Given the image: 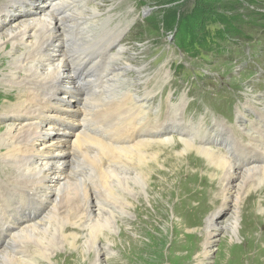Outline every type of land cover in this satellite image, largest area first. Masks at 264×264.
I'll return each instance as SVG.
<instances>
[{
  "label": "rangeland",
  "instance_id": "rangeland-1",
  "mask_svg": "<svg viewBox=\"0 0 264 264\" xmlns=\"http://www.w3.org/2000/svg\"><path fill=\"white\" fill-rule=\"evenodd\" d=\"M225 1L227 0H216L215 5L219 6V4L221 5ZM238 1L241 8L235 13L221 11L223 13L222 18L214 13H209L205 18V20H208L205 24L204 32L200 33L198 31L197 33L200 34L196 35L197 39H191L192 31L189 30L190 28L183 31H176L175 29L174 33V29L170 31L162 23L164 16L176 9L179 12L180 18L186 16L193 9L195 5L194 0H90V2H86L83 9L79 8V10H85L89 7H96L100 9L101 19H107V17L113 18V22L102 25L103 28L107 27L106 33L110 36L112 32L108 31V29L115 27L120 21L123 23V31L117 39L119 49L111 51L110 54L113 55L122 51L124 61L128 65L132 64V71H127L124 78L133 84L134 98L141 97L144 92L142 87L151 81L150 84L146 85V88L155 91L158 96L149 101L150 110L157 109L156 104L161 101L162 96L161 112H166L165 103L168 100L165 96L170 91L169 83L171 85L175 84V88L177 89L173 99L178 98L182 91H195L191 84V76H193L192 72H194V77L196 76L200 89H196L192 95H187L189 98L187 102H190V104L184 110L183 121L186 125L196 128L197 131L191 134L185 133V136L184 132H182L183 130H181L174 135L175 137L171 145L167 144L157 147H153L152 145L153 152L159 154V163L154 164L151 161L152 164L150 162L148 171L151 172L149 173L150 180L141 176L135 179L136 183L130 182L127 187L123 173L122 177H119L120 181H114V190H111L104 185L100 186L95 175H91L89 187H87V184L84 187V189H88L86 193H84V189L77 186L74 187L73 192L70 191V194L68 193V197L62 196V199H64V209L75 211L76 208H79L81 214L84 213L85 209L87 212V200L89 197H93V192L99 193L101 198L108 202L104 204L105 206L107 205L104 208L105 211L100 214L101 217L105 216V218H103L104 220H100L99 227H94L93 224H90L91 228L88 227L85 233H80L78 229L74 230V228L67 227V225L64 226L67 228L64 235L66 233V235L71 234L79 238V241L73 244L75 250L85 240L86 245L84 250L87 252L84 254L77 250V252L71 251L73 246L66 245L65 248L54 252V255L51 257L53 264H196L197 259L202 253L204 244L207 242L209 243L211 252L207 257L209 259L205 260L202 264H239V262L240 264H264V183H259V188L255 193H249L251 195L248 196V202L242 203L240 205L241 210L239 208L238 211L239 203L246 195L241 194V196H237L238 190L234 183L225 185L226 183H222L219 179L212 178L213 170L205 166L206 160L203 157L195 156L196 158L190 159V156L178 155L180 149V145L177 142L179 135L181 138L190 137L191 140H197L198 136L201 139L206 133L211 122L214 124L218 122V126L224 124L221 115L217 113L216 107L212 108V101L208 100L207 94L215 96L219 100L216 104L220 106L225 103V97L226 100L229 99L227 94L233 89L240 99L241 97L243 98V100L241 99L242 104L247 100L246 105L251 101L248 105L257 107L256 105L259 104H256V100L259 97H262L264 101V0ZM7 2L8 0H0V7L5 6ZM35 2H38L40 6L44 5L42 7L43 10L45 9V4L47 6V0H40V2L36 0ZM29 8L27 7L25 10L29 12ZM30 9L37 11V7L34 5H31ZM203 9L205 12L211 8L203 7ZM35 11H30V15L32 16ZM14 12L17 17H12L15 20L11 23H20L29 16H26L23 10H20L18 7ZM224 15L227 18L224 19ZM90 17L93 20L96 19V16ZM227 20L233 23L241 34L246 36L241 37L240 35L236 38L238 44L242 43L241 47H237L242 52L240 54L235 51V53L230 55V52L226 51L228 47L233 49V46H235L231 40H227V43L218 40L220 50L214 48L216 46V38L218 37L214 32H222L227 24ZM96 23V25L102 24L99 21ZM126 25L129 26L124 30ZM95 27L92 28V31L96 30L97 27ZM100 30L93 32L91 35L99 33ZM205 32H207V35H205ZM91 37L94 38L92 40V43H94L97 40L96 36ZM104 37L106 38V35ZM78 39L83 42L80 34ZM27 41H30V39L27 38ZM69 41L71 43V39ZM7 46L5 48L6 43H4L0 47V135L6 130L8 125L13 123L4 119V116L6 117V113L8 112L5 111L4 107H6L5 105L15 103L12 101L16 100L15 96L18 92L14 87L16 83L9 80L5 81L6 78H4L7 73L13 72L12 70L16 66L12 57L11 45L7 44ZM180 46L182 49L190 51L193 55H186V52L181 50ZM177 47L180 48L179 51ZM26 49H28L27 45H20L17 49L19 51L16 52L15 56L21 55ZM47 50L53 51L54 49L52 50V47H48ZM234 55L237 57L235 60L232 59ZM199 56L202 59H198ZM243 61L246 63L243 64ZM181 63L187 70L181 69L183 68L180 67ZM101 68L104 69L102 66ZM90 69L92 80L90 79V82L86 79V82L97 83L99 81L100 68L91 63ZM67 71L66 74L68 73ZM76 78L77 82L82 84V77ZM145 79L149 80L145 83ZM142 81L143 84L140 86ZM90 83L84 84L83 88L86 89ZM66 88L69 87L66 86ZM136 88L138 89L137 93H135ZM94 92L96 95V88L90 89L89 95L91 94L92 96ZM63 95L62 97L70 101L68 94ZM242 95L246 96L247 99ZM7 97H10L11 100ZM91 103L97 105L100 104V100L94 97ZM192 104L194 105L191 109ZM242 104L241 108L245 107ZM226 105V103L223 105L222 111L227 110ZM235 106L237 107L238 104L236 103ZM59 108H61L60 110H67V112L72 110L74 113H77V107L76 104H73V101L70 107L59 102ZM258 108L256 111L249 113L254 120H257L258 111H261L259 114L264 116L263 108L261 106ZM53 110L52 107L48 113L51 114ZM55 115H57L58 121L54 123L56 130H60V132L66 130L64 131L66 132L65 134H61L70 136L71 128L74 127L73 125L79 124V121L77 119L70 120V126H61L57 124L65 123L66 121L59 120V117L62 118L63 116H60L58 112ZM93 116L92 118L95 122H99L102 117L98 116L96 118V114L94 113ZM103 116L106 119L113 118L117 120L116 113H113V111ZM150 118L152 119L153 126L155 121H153L152 117ZM161 119H163V115ZM229 126L233 130L234 135L246 144L248 136L245 133L239 132L236 127ZM247 126L250 127L249 123ZM103 127H106V125L104 124ZM94 128L95 125L92 122L91 129L96 133L97 131L95 130L99 128ZM213 129L214 125L213 127L211 126V132ZM243 131H247V128L244 127ZM52 136L61 135L53 133ZM224 138L225 135L223 138H218V144L215 146L214 144H209V146L216 151L219 150L218 152H223V149L227 148V142L223 140ZM1 149L3 147L0 145ZM231 149H234V147H231ZM197 157L198 160H196ZM89 161L90 155L88 154L86 155V159L81 161L84 164H81L80 167L88 169L87 165ZM3 164L0 161V181H3V177H7L13 173L7 167L11 164L5 161ZM162 164L164 169L161 167ZM159 169L160 171L156 172ZM11 178L13 179V177ZM184 179L189 180L185 182ZM231 181L238 182V180L234 179ZM222 187H225L224 192L227 195L225 199L224 195L220 193ZM197 191L203 193L205 197L198 205L196 204ZM237 197H240L238 201H236ZM96 201L101 200L96 198ZM177 202L179 205L176 204ZM48 206L49 204L47 203L45 210ZM193 206L194 209L192 208ZM259 207L261 208L259 209ZM112 211L114 214L108 217L107 215ZM188 211L190 212L187 213ZM86 212L84 213L85 215ZM62 216L64 217L65 215ZM119 216L121 218H118ZM235 216V230L232 232L230 230ZM95 219L96 217H94ZM246 219L248 220L247 222L244 221ZM211 224L213 225L212 227H210ZM15 230L16 228L11 230L10 233ZM83 235H85V239L81 240ZM7 239L8 235L5 239L6 242ZM244 239H246L245 244H243ZM95 246L101 249L109 248L111 255L105 257L103 255L105 253L104 249L102 253L96 256L93 253ZM31 248H34V246L31 245ZM246 251H249L250 259H246ZM27 253L30 255L31 250Z\"/></svg>",
  "mask_w": 264,
  "mask_h": 264
},
{
  "label": "bare ground",
  "instance_id": "bare-ground-1",
  "mask_svg": "<svg viewBox=\"0 0 264 264\" xmlns=\"http://www.w3.org/2000/svg\"><path fill=\"white\" fill-rule=\"evenodd\" d=\"M35 1L13 0L11 2L8 0L7 5L0 7V47L4 43H6L5 48L8 47L7 44L11 45L13 61L16 63L13 72L7 73L4 78H6L5 81L15 82L14 87L18 90L15 96L16 100L12 101L15 103L4 107L5 111L9 112L6 113V117L3 115L4 119L13 123L8 125L0 135V145L3 147L0 150V161L2 164L4 161L11 164L7 167L13 171L7 177H3V181H0V264H53L51 257L55 251L65 248L66 245L73 246L79 241V238L74 235H66L65 233V236L64 232L67 231V228L64 226L67 225L74 230L78 229L80 233H85L90 224L99 227L100 220L105 218V216L101 217L100 214L105 211L104 208L107 205L104 204L108 202L102 199L99 193L93 192V197L88 196L87 212L86 209L84 210L85 215L80 213L79 208H76L75 211L64 209V199L62 198L68 197L69 192H73L74 187L78 186L84 189L86 184L89 187L91 175H95L100 186L104 185L111 190H114V181H120L119 177H122L123 173L127 187L130 182L136 183L135 179L141 176L150 180L149 173L151 172H148L150 162L159 163V154L153 152V147L171 145L173 142L172 137L153 139L154 137L159 138L160 134L150 131V124L142 117L145 113V101L134 98L133 84L124 78L127 71H132L133 66L124 61L122 51L107 57L106 61L108 64L111 63V66L106 67L107 70L102 76L105 81L100 92L102 95L101 113L102 115H106L110 111L116 113L117 121L123 122L132 131V135L129 137L130 143L129 146H119L112 139L103 141L95 136L90 124L92 111L96 105L91 103L95 97V92L91 96L87 92V88H83L84 84L91 82L88 79L89 72L86 67L91 59V50L95 48L102 58L107 49L116 43L118 36L123 31V23L120 21L119 24H116L117 27L109 28L108 31L112 32L110 36L106 33L107 27L103 28L102 25L113 22V18L101 19L100 9L96 7L79 10V8L83 9L86 2H90V0H47V6L45 4L44 10L42 9L44 5L40 6ZM38 1L40 2V0ZM31 5L37 7V11L30 9ZM17 7L30 17L28 16L20 23H11L17 17L14 12ZM27 7H30V11H35L32 16L30 11L25 10ZM90 16H96V19L93 20ZM12 17L15 18L12 19ZM98 21L102 24L96 25ZM94 26L97 28L95 27L96 30L92 31ZM128 26L126 25L124 30ZM102 28L106 38L104 35L96 36L97 40L92 43L94 38L91 37V34ZM72 32L75 33L74 38ZM79 34L83 42L78 39ZM27 38L30 41L26 42ZM70 39L71 43H69ZM20 45H27L28 49L21 55L15 56ZM48 47H52L54 50L48 51ZM79 76H82V84L77 82L76 77ZM86 79L90 82H86ZM95 88L97 89V85ZM63 94H68L70 101L62 97ZM7 98L10 99V97ZM72 101L73 104H76L77 113L72 110L69 112L65 110L67 113L60 110L59 102L70 107ZM256 101V104H259L264 112L262 97ZM249 103L243 109L245 108V111L255 110L254 105L248 106ZM52 107L53 112H58L60 116H63L62 118L59 117V120L66 121L57 125L70 126V120L77 119L79 121V124L77 123L71 128L70 136L63 135L66 130L63 132L56 130L54 123L58 122L57 115L53 112L48 113ZM247 107L248 109H246ZM130 111L133 112L134 116H130ZM136 116L139 117L138 122L130 124L129 121L136 120ZM221 131L227 133L224 127H221ZM53 133L61 136L53 137ZM254 133L253 131L246 133V135L256 149L234 148L233 153L236 156L230 152V149L225 153H220L205 147V144L195 146L188 142L189 139L179 138L177 141L180 145L179 156H190V159L196 158L195 156L203 157L206 160L205 166L213 170L212 178L219 179L222 183H226L225 185L234 183L238 190L236 195H246L241 199L238 211L240 205L245 203L248 196L251 195L249 193H255L259 188V183H264V142L262 143L256 138ZM231 137L228 134L229 144L238 142ZM220 147L222 146L220 145ZM238 147L241 146L238 145ZM229 153L233 155L234 159L228 155ZM88 154L90 155V161L88 165L86 164L88 169H82L80 165L84 163L81 161L85 160ZM161 167L164 169L163 164ZM159 171L160 169L156 172ZM232 179L238 180V182L231 181ZM84 190L86 193L88 189L85 188ZM34 192L39 199L45 202V205L39 204L34 209L28 207L30 202L28 204L20 203V199L31 196ZM95 197L101 201H96ZM239 199L240 197H237L236 201ZM30 200L36 201L35 198ZM47 203L49 206L45 210ZM27 210L32 215L34 214L32 219L31 217L28 219L30 213H24ZM113 214L112 211L107 216ZM61 215L65 216L61 217ZM94 217H96L95 220ZM35 219L37 220L35 221ZM244 221L247 222L248 220ZM235 224L236 216L230 231L234 232ZM212 226L211 224L210 227ZM14 228L16 230L10 233ZM81 238L84 240L85 235ZM245 243L246 239L243 240V244ZM31 245L34 248H31ZM85 245L86 241L84 240L76 250L85 254L87 252L84 250ZM248 245L250 246V244ZM24 246L26 247L24 248ZM104 249L103 255L105 257L111 255L109 248ZM104 249L95 246L93 253L97 256ZM29 250H31L30 255L27 253ZM76 250L75 246L71 249V251ZM210 252V246L207 242L204 244L196 264L207 261ZM259 252L261 253L260 250ZM245 254L246 259H250L249 251H246Z\"/></svg>",
  "mask_w": 264,
  "mask_h": 264
},
{
  "label": "trees",
  "instance_id": "trees-1",
  "mask_svg": "<svg viewBox=\"0 0 264 264\" xmlns=\"http://www.w3.org/2000/svg\"><path fill=\"white\" fill-rule=\"evenodd\" d=\"M215 3L216 0H196L193 9L190 13H187L186 16L180 18L179 12L176 9L165 15L162 23L165 24L164 26L166 29H169L170 31L172 29H176V31H183L190 28L189 30L192 31L191 39H197L196 35L204 32L205 24L208 20H205V18L209 13H214L218 15V17L222 18L223 13L221 11L235 13L239 8H241L238 0H227L225 3H222L221 5L219 4V6H216ZM203 7H209L211 9L204 12ZM223 18L225 19L227 17L224 15ZM226 22L227 24L222 32H215L219 38L235 39L240 35L241 37H245L238 29H236L237 27H235L233 23H230L229 20ZM198 31H200V33H197ZM205 35H207V32H205Z\"/></svg>",
  "mask_w": 264,
  "mask_h": 264
}]
</instances>
